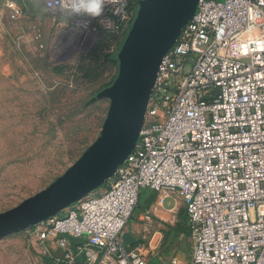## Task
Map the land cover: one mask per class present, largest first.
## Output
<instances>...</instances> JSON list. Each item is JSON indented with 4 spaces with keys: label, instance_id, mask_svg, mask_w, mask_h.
<instances>
[{
    "label": "built area",
    "instance_id": "obj_1",
    "mask_svg": "<svg viewBox=\"0 0 264 264\" xmlns=\"http://www.w3.org/2000/svg\"><path fill=\"white\" fill-rule=\"evenodd\" d=\"M64 2H44L55 27L85 43L119 34L121 45L139 0L109 3L95 19L69 16ZM6 4L13 19L24 15L17 0H0ZM146 186L183 199L189 264H264V0L198 1L161 58L133 150L102 192L27 227V240L64 249L50 264H153L150 243L123 239ZM69 236L85 239L72 245Z\"/></svg>",
    "mask_w": 264,
    "mask_h": 264
},
{
    "label": "rangeland",
    "instance_id": "obj_2",
    "mask_svg": "<svg viewBox=\"0 0 264 264\" xmlns=\"http://www.w3.org/2000/svg\"><path fill=\"white\" fill-rule=\"evenodd\" d=\"M17 1L26 9L20 18L10 16V5L0 7V211L48 185L95 139L109 98L92 97L118 72L112 55L120 47L119 34H96L85 43L55 27L45 8L36 16L32 9L46 0ZM157 213L140 220L145 242L178 218L163 206ZM11 234L0 239V264L50 263L25 230ZM12 238L17 241L7 242ZM192 247L191 235L188 242L183 237L179 251L189 260Z\"/></svg>",
    "mask_w": 264,
    "mask_h": 264
},
{
    "label": "water",
    "instance_id": "obj_3",
    "mask_svg": "<svg viewBox=\"0 0 264 264\" xmlns=\"http://www.w3.org/2000/svg\"><path fill=\"white\" fill-rule=\"evenodd\" d=\"M198 1L139 0L117 51V75L92 97L109 98L99 134L48 185L0 211V239L60 213L115 173L139 138L161 58L195 14ZM123 239L132 243V234L123 232Z\"/></svg>",
    "mask_w": 264,
    "mask_h": 264
},
{
    "label": "crops",
    "instance_id": "obj_4",
    "mask_svg": "<svg viewBox=\"0 0 264 264\" xmlns=\"http://www.w3.org/2000/svg\"><path fill=\"white\" fill-rule=\"evenodd\" d=\"M43 9H44V3L42 5H39V7H36L32 10L35 11L36 16L42 17L43 16L42 13L44 11ZM52 24H53V21H52ZM103 190L104 188L100 187L96 189V192L100 193ZM157 192L158 191L148 186L141 188L140 195H139V202L136 208V219H132V220L130 219L124 230V232L129 231L132 234V243H128V244H134L138 240H142L143 232L141 230L140 220L146 217H150L154 214L156 216H160L157 213V210L159 207L163 206L167 210L177 212L178 218H177V221L174 224H171V226H169L167 229H164V227L163 229L160 228L156 230L154 234L151 235L150 245L146 250L147 259L150 263H153V264H171L172 258L176 257L178 259V264H189L191 257L188 260L185 258L184 254L180 253L179 251L181 244L183 242V237H185L188 242L189 235L187 236L185 231L179 232L175 228V225L180 218L181 211H183L186 208L184 201L180 197V195L177 194L176 192L171 193L165 197H162L160 194L158 197ZM155 204L157 207L156 210L151 208ZM147 210H150V214H146ZM23 230H25V237L27 239L26 229H23ZM19 232L20 231L14 232L13 234H17ZM176 233L178 234L176 235ZM69 239H70L71 244L75 245L76 243L83 241L85 237L84 236L82 237L69 236ZM16 241H17V238H12L8 240L7 242L11 243V242H16ZM47 244H48L49 252L46 251L43 247L42 249L46 256V259L47 260L49 259L48 261L51 263L53 260V256L62 255L64 253V249L61 246H59L57 242L54 240H49Z\"/></svg>",
    "mask_w": 264,
    "mask_h": 264
},
{
    "label": "clouds",
    "instance_id": "obj_5",
    "mask_svg": "<svg viewBox=\"0 0 264 264\" xmlns=\"http://www.w3.org/2000/svg\"><path fill=\"white\" fill-rule=\"evenodd\" d=\"M117 2L118 0H65L61 5V11L69 16L95 19L104 14L107 4Z\"/></svg>",
    "mask_w": 264,
    "mask_h": 264
},
{
    "label": "trees",
    "instance_id": "obj_6",
    "mask_svg": "<svg viewBox=\"0 0 264 264\" xmlns=\"http://www.w3.org/2000/svg\"><path fill=\"white\" fill-rule=\"evenodd\" d=\"M105 34H108V32H104L103 35ZM110 34V33H109ZM111 35V34H110ZM114 56L113 58H116V60H118L117 58V52L112 55ZM111 58V57H108V59ZM62 66L59 65L56 67L57 70H61ZM175 228L181 232V231H185L187 236L189 235L190 236V220H189V215H188V212H187V209L185 208L183 211H181L180 213V218L178 220V222L176 223L175 225ZM178 233H176L177 235Z\"/></svg>",
    "mask_w": 264,
    "mask_h": 264
}]
</instances>
